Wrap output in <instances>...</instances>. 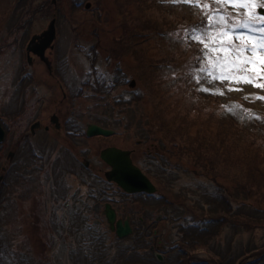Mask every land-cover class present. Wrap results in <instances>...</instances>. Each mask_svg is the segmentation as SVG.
Instances as JSON below:
<instances>
[{
    "label": "rangeland",
    "instance_id": "rangeland-1",
    "mask_svg": "<svg viewBox=\"0 0 264 264\" xmlns=\"http://www.w3.org/2000/svg\"><path fill=\"white\" fill-rule=\"evenodd\" d=\"M95 1H98V3L90 6V12V8L87 11L83 10L86 3L90 4L91 2L87 0H81L71 6L68 0H0V46H5L4 54L0 53V118L5 125H9L8 128L7 126L6 128L4 127L8 131L6 135L8 140L5 141L6 147H2L0 152V177H2L1 166L5 162L6 155L13 146L14 141L17 137L19 139L27 135L26 131L37 121L48 123L51 115H53L52 112L55 111L62 116L59 119L61 118L64 121L69 108H71V112L65 121L69 120L71 125L77 123L80 112H87V116L85 114L86 117L82 116V123L86 121L87 117L93 116L90 114L95 112L97 105L92 93L89 92L88 78L92 88L97 77L98 80L102 78L107 80L109 86L113 84L112 81L115 84L117 79H119L121 80L122 88L120 93H128L123 83L133 79L136 72L131 75V72L128 73L125 69L128 70L127 67L134 68L135 66L138 68L135 61L138 57L135 53H124L123 51L128 46L132 48L133 45L131 44L136 41L132 36L137 33L135 31L136 28L151 27L153 31L163 32L160 30H168L172 32L173 27L183 24L182 19L185 20V23L187 22L188 15L192 11L189 4L173 2V0H162L157 5L152 4L151 1L147 3V0ZM17 4L21 5V8L18 9L19 11L14 10ZM137 7L141 13L140 18L137 13L128 15L129 12ZM56 8L58 9L56 40L53 48L47 50L45 55L52 67V71L50 70L51 74L48 68L45 67L44 62L39 61L38 58H34L30 72L36 79H40L44 86L48 87L46 89L50 90V94L54 95L58 103L45 102L44 92L33 91L31 88V84L34 83L33 80H31V84L30 81L27 83V87H24L21 91L16 90V93L12 95V91L16 88V82L26 79L24 74H22L24 70L22 67L28 68L26 50L24 51L26 37L24 33L28 31L25 29L26 22L23 21L26 18L25 13L29 16V24L27 26L31 27L30 30L38 33L47 28L49 21L54 17L53 12L57 11ZM15 14L18 17L11 19ZM124 17L123 22L125 25L121 26L125 31L118 26V23ZM137 17L141 22L140 26L131 23ZM32 19L34 20L31 24ZM17 36H19V39H15ZM21 37L23 39L20 40ZM164 37L159 36V41L164 43L165 63L167 69H170L172 63L179 61V54L176 53L178 48H174L179 45L172 41L171 34H166ZM144 46L146 45L136 46L131 51L137 48L141 50ZM102 47L109 50L113 55L107 58L104 53L100 52ZM115 59H122L125 62L124 67L116 62ZM152 61H157V58L153 57ZM158 77L160 81H157L156 86L149 88V86L144 87V83L135 76L134 87L132 89L127 88L128 91L132 92L130 95L135 93L134 98L145 90L144 98L136 106L139 113L144 112L143 115L145 110L150 111V94L156 90L159 84L167 88L179 81L177 77L173 76L165 79L160 73ZM211 86L215 90L220 88L225 96H238L240 98L264 92V90L251 85L239 86L242 87V91H229L228 81H216ZM43 90L41 88V91ZM64 92L69 100H66L67 97H65ZM102 98L103 95L101 94L100 99ZM251 100L258 105L262 103V100L259 99ZM54 105L55 107L53 108ZM101 105L102 103H98V106ZM136 113L127 111V115H137ZM75 118L77 120L73 123ZM28 136L32 139L30 152L28 151V144L21 146L18 154H16L17 159L13 169L11 173L9 172L12 178L8 179V181L11 182L14 179L15 188L5 182L7 175L3 176L0 181V197H5L4 202L7 204V210L11 209V205L17 206V212L8 211L9 222H4L5 210L1 217L4 231L9 237L5 238L8 241L7 250L9 256L2 262L3 254L1 255L2 250L0 248V264H7L8 262L31 264L32 258L38 261L37 264H73L75 261L80 262L77 264H84L82 263V257L77 255L75 251H71V248H75L76 240L81 237L67 234L66 230L70 222L57 224L59 222L58 219L64 216V211L70 215L71 210L75 207L76 189L81 188L79 192L89 197L87 189L82 186H76L75 189L74 184H72L71 168L66 163L69 157L65 150V148L69 147V144H72V141L64 134V130L60 134L54 133V131L47 133L39 130L34 135H30L29 132L26 137ZM119 137L121 136H116L110 139L109 142L117 140L118 143L127 148L134 147L136 138L134 140L130 138L126 140ZM165 151L167 152V148ZM30 155H34L39 162L37 159H27ZM181 156L183 154L180 150L179 159H177L178 156L174 155V152L170 156L171 159H175L174 161L183 165V169L187 170V173L179 171V174L185 175L183 178L180 176L178 183L174 182L173 185H175L176 190H173L174 193L170 199L176 206L182 204L185 207L183 211L186 212V219L184 221H191L192 224H203L210 219L211 213L209 214L208 212L209 207L206 200L211 195V190L215 189L217 185L231 190L233 185L228 183V179H225L227 170H223L222 174L220 170H217V172L200 170L190 163L194 160H190L189 157L181 158ZM161 176L167 180V182H164L165 189L168 188L169 182L175 180L165 175ZM178 187H187L189 193H183L179 196ZM166 196L171 197L169 194ZM27 199H31V201L29 202ZM210 200H214V205H216L215 201L218 202L215 197L210 198ZM137 203L143 207L142 204ZM203 205H206V207L204 208ZM33 211L37 215L32 214ZM243 212H246V209ZM122 214L124 216L129 214L128 210L124 209ZM236 220L235 231L230 227L227 228L226 225L225 227L218 225V229H214L215 225H212V233H204L199 241L186 242L187 245L184 248V252L180 248L179 252L176 249L171 254L173 257L179 254V264H184L185 259L188 261L186 264H243L241 263V258L245 260L244 264H264V228L260 226L261 220L240 216H237ZM14 222L17 226H20V230L17 232L12 230L15 225ZM175 224L180 225L181 221L172 212L167 215V219L156 225L157 230L160 232L158 238L149 245H145L146 242L141 244L143 251L138 250L140 254L143 253L144 256H147V253L150 254L151 245H154L155 249L164 257V260H156V263L168 264L167 257L170 254V246L174 242H179L180 246V242L184 240L179 225L175 226ZM59 225H62L64 235L58 233L57 226ZM90 227L89 224L83 226V231L88 232L87 229H90ZM151 227H154V225H151ZM221 232L219 243L216 244V239ZM25 234L28 236L30 246L36 254L34 256L24 254L26 252L22 248V242ZM109 235H105V239L109 242L106 250H94V247L90 246L91 251L97 257L108 256L109 260H107L111 261L118 258L121 249L134 245L132 240L119 243L112 235ZM214 235H217V237H214ZM83 237L84 240L89 241L91 239L86 235ZM217 245L218 248H216ZM167 248L168 252L165 254L164 251ZM259 248H263V250L258 255L254 254L253 251ZM82 250L87 253L89 249L85 245ZM10 252L12 257H10ZM221 253L225 256L220 255ZM75 255L79 258L73 259ZM183 256H186V258H183ZM172 261L176 262L175 258H172Z\"/></svg>",
    "mask_w": 264,
    "mask_h": 264
},
{
    "label": "trees",
    "instance_id": "trees-1",
    "mask_svg": "<svg viewBox=\"0 0 264 264\" xmlns=\"http://www.w3.org/2000/svg\"><path fill=\"white\" fill-rule=\"evenodd\" d=\"M115 1L118 2L119 0ZM148 1H151L154 5L161 3L160 0H147V3H149ZM133 13H137L139 18L141 17L138 7L129 12L128 15ZM122 14L124 15V11ZM139 18H135L131 23L140 26ZM124 19L125 17L118 23V26L123 30L124 28L121 25H125ZM182 20L183 24L173 27L172 32L168 30H160L163 32L153 31L150 25V28H136L137 33L132 35L136 40L131 44L133 45L132 48L141 45L146 46L141 50L137 48L133 51L128 46L123 51L125 53H135L138 57V59H135L138 68L135 66L134 68L128 67V69L131 71V75L136 72L134 75L139 77L144 83V87H155L157 81H160L158 76L159 70L162 69L159 66L156 68V64L163 63L166 56L163 49L164 43L159 41V36L165 38L166 34H172L175 37L179 33V39L177 40L179 46H173L176 49L178 48V52L176 50L175 52L179 54V87L172 84L164 88L159 84L156 90L150 94L149 106L152 108V119L155 122L162 123L164 127H167L169 133H173L172 143L169 144L171 155L174 152V155L178 156L179 159L180 150L183 154L181 158L189 157L190 160H194L190 163L197 169L210 172L220 170L221 174L223 170H227L225 179H228V183H232L233 187L230 190L217 185L215 189L211 190V195L206 200L209 207L208 212L211 213L210 219L203 224H192L191 221H184L186 219V212L183 211L185 207L182 204L176 206L170 199L174 193L173 184L177 180L168 184L166 194L171 197L165 196L163 198V203L167 201L164 208H167V215L172 212L177 215L181 224H175V226L179 225L184 238L180 242V246L179 242H174L170 246V254L167 257L168 264H179V254L173 257L171 253L176 249L179 252L180 248L184 252L186 242L199 241L204 233H212V225H215L214 229H218V225L222 227L226 225L227 228L230 227L235 231V223L238 220H236V217L240 216L261 220L260 226L264 228V109L259 110L254 106H245L243 104L244 100L235 96L229 98L218 97L217 94L212 96L200 90L199 84L203 80L198 83L194 77L196 75L195 70L199 67L198 58L202 56V45L186 39L184 30L206 23L207 17L205 11H191L187 22L185 23V20ZM126 32L128 33V31ZM172 41L176 42V39L174 38ZM151 42L155 46L149 49ZM153 57H156L157 61H152ZM144 92H140L136 98H134L135 93H133L128 101L120 102L116 106L122 110L131 105L138 106L139 101L144 98ZM236 106L239 108L234 110ZM121 113L126 115L125 111H121ZM143 113L141 114L143 115ZM165 117L166 119H164ZM130 120L131 118L127 119V121ZM182 167L183 165L179 163V170H182ZM182 171L187 173L186 169ZM153 178L157 183L162 184L159 176L155 175ZM178 191L179 196L183 193H189L187 187H179ZM212 197L218 200V202L215 201L216 205L213 204L214 200H210ZM203 206L206 207V205ZM244 209H246V212H243ZM158 210H161V204ZM74 228L73 226L69 231L70 234H76ZM149 235H153V230L146 236L143 235L142 230H139L135 231L132 239L134 238L136 244H141L143 239L145 240ZM221 235L222 232L216 239V244L219 243ZM158 236L159 233L155 238H158ZM214 237H217V235H214ZM77 244L78 250H81L83 241H78ZM104 245L105 242L87 244L89 250L86 255V251L82 254V257L86 256V264H157L156 260L148 253L147 256H144L143 253L140 254L138 250L143 251L141 247H132L124 251L120 257L124 260L123 262H111L116 261V259L108 261V256L97 257L91 251L90 246L94 247V250H101L100 247ZM27 247L29 253L30 247ZM216 248H218V245ZM262 250L263 248H259L253 252L258 255ZM167 252L168 248L164 253L167 254ZM30 255L34 256L33 254ZM220 255L225 256L222 253ZM172 258H175L176 262H173ZM183 258H186V256H183ZM31 260V264L38 263L33 258ZM241 261L243 264L245 263L242 258ZM186 262L188 261L185 259L184 264Z\"/></svg>",
    "mask_w": 264,
    "mask_h": 264
},
{
    "label": "snow or ice",
    "instance_id": "snow-or-ice-1",
    "mask_svg": "<svg viewBox=\"0 0 264 264\" xmlns=\"http://www.w3.org/2000/svg\"><path fill=\"white\" fill-rule=\"evenodd\" d=\"M207 11L206 23L185 29L186 39L202 45L195 80L214 83L228 81L229 91L242 85L264 90V0H215L217 7L200 0H173ZM233 6L235 15L227 6ZM201 91L217 93L201 87ZM245 99L264 100L256 94Z\"/></svg>",
    "mask_w": 264,
    "mask_h": 264
},
{
    "label": "flooded vegetation",
    "instance_id": "flooded-vegetation-1",
    "mask_svg": "<svg viewBox=\"0 0 264 264\" xmlns=\"http://www.w3.org/2000/svg\"><path fill=\"white\" fill-rule=\"evenodd\" d=\"M32 80L35 85V90L40 93L44 92V96L47 99L46 100L44 98L45 102L58 103V101L54 98V95L50 94V90L46 89L48 87L44 86L43 82H41L40 79L38 80L34 76V78L32 77ZM41 88H43L44 90L41 91ZM90 91H93V89H90ZM54 107L55 105L53 106V108ZM70 112H71V108H69L68 111L66 112L67 116L70 114ZM86 113H87L86 111L80 112V114L78 115V120L77 118L73 119V123L75 120H77V123L75 125L74 124L71 125L70 124L71 122L69 120L67 122L65 121L67 116L65 117L64 121H62L61 118L59 119V117L62 116H60L56 111L52 112L53 115H51L48 123H44L43 121L36 122L37 129L35 131V133L39 132V130H43L47 133L54 131V133L60 134L64 130V134H66V136L70 138V141H72V144L71 145L69 144V147H72L73 150L71 156L75 164L72 171H70V175L72 176L71 178L72 184H74L75 189L76 186H82L83 188L87 189L89 192V197H87L83 195L81 192H79L81 191V188L76 189L75 207L73 208V210L84 213L83 218L78 221V223L81 224L86 222L87 217H89V215L90 217L93 216L92 220H95L96 223L101 222L102 221L101 208H103V206L106 203L114 204L116 198H118L119 190L114 188V186L112 185L109 186L104 185L102 189L96 190L95 186L88 187L89 186L88 184L89 182H94L93 181L94 178L102 179L104 173L108 170V167L100 159L101 152L105 149L112 147H116V148L123 147V145L121 143H118L117 140L114 142H109V140L114 137L108 139L103 137L87 138L86 137L87 125L93 123V122H89V119L99 120L101 114V108L95 107V112L90 114L93 116H89V118L87 117L86 121L82 123L83 121L82 116L86 117L87 116ZM134 151L136 150H133V152ZM144 152H145L144 154L140 153V157L142 158V160H144V163L146 165H149L152 156L151 143H149V147L144 149ZM83 153L85 157L83 156ZM89 201L93 202L92 206L90 205Z\"/></svg>",
    "mask_w": 264,
    "mask_h": 264
},
{
    "label": "water",
    "instance_id": "water-1",
    "mask_svg": "<svg viewBox=\"0 0 264 264\" xmlns=\"http://www.w3.org/2000/svg\"><path fill=\"white\" fill-rule=\"evenodd\" d=\"M55 35L54 30V21H52L48 27V31L44 32L42 36L46 37L44 44L49 43L53 40ZM87 134L89 136L94 135H104L109 136L112 134L111 131L104 130L95 126L88 128ZM2 139L1 130H0V140ZM107 158L111 157L117 160L118 167L115 166L114 176L112 177L124 190L128 192L133 191H147L153 192L154 188L149 183V181L131 165L129 158L127 157L128 153L121 152L119 150H110L107 151ZM105 216L107 220L112 224L115 221V213L109 207H106ZM110 228L114 230V227L111 225ZM131 233V229L127 222L124 225L119 221L116 225V234L118 237H124ZM157 258L162 259L160 255H156Z\"/></svg>",
    "mask_w": 264,
    "mask_h": 264
},
{
    "label": "bare ground",
    "instance_id": "bare-ground-1",
    "mask_svg": "<svg viewBox=\"0 0 264 264\" xmlns=\"http://www.w3.org/2000/svg\"><path fill=\"white\" fill-rule=\"evenodd\" d=\"M27 200H28L29 202L31 201V199H27ZM13 208H14V206L12 205V206H11V209H13Z\"/></svg>",
    "mask_w": 264,
    "mask_h": 264
}]
</instances>
